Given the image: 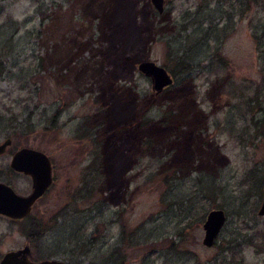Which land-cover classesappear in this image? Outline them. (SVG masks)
I'll return each instance as SVG.
<instances>
[{"label":"rangeland","instance_id":"374dc122","mask_svg":"<svg viewBox=\"0 0 264 264\" xmlns=\"http://www.w3.org/2000/svg\"><path fill=\"white\" fill-rule=\"evenodd\" d=\"M142 60L173 83L155 95ZM8 136L0 181L31 191L9 165L21 147L53 181L25 218L0 215V257L264 264V0H0ZM213 208L227 220L205 246Z\"/></svg>","mask_w":264,"mask_h":264},{"label":"water","instance_id":"95a60500","mask_svg":"<svg viewBox=\"0 0 264 264\" xmlns=\"http://www.w3.org/2000/svg\"><path fill=\"white\" fill-rule=\"evenodd\" d=\"M150 2L159 14L163 12L165 0H150ZM137 68L150 79L155 95L160 94L174 81L170 72L154 61L142 60L137 64ZM10 144L9 138L0 143V153H3ZM9 165L13 170L30 176L31 191L27 195H20L9 184L0 181V215L21 219L30 213L32 205L52 182L50 159L41 150L21 147L13 152ZM258 213L264 215V198ZM225 218V213L220 208H213L207 212L202 223L204 230L202 243L205 246H211L215 242ZM30 253V246L26 243L22 247L2 254L0 264H67L66 261L55 258L32 260Z\"/></svg>","mask_w":264,"mask_h":264},{"label":"flooded vegetation","instance_id":"af4514ba","mask_svg":"<svg viewBox=\"0 0 264 264\" xmlns=\"http://www.w3.org/2000/svg\"><path fill=\"white\" fill-rule=\"evenodd\" d=\"M8 138L11 140V137H9V136L6 137L4 140H6V139H8ZM4 140H3V141H4ZM3 141H1L0 143H2ZM11 143H12V140H11ZM10 145H11V144H10ZM10 145H8V146H10ZM8 146H7V147H8ZM7 147H6V149H7ZM6 149H5V151H6ZM5 151H4V152H5ZM50 164H51V160H50ZM16 172H17V171H16ZM20 173H21V172H20ZM51 173H52V164H51ZM25 175H26V174H25ZM29 177H30V176H29ZM30 179H31V178H30ZM52 181H53V174H52ZM51 183H52V182H51ZM50 185H51V184H50ZM50 185H49V186H50ZM263 187H264V184H263ZM263 187H262V189H263V197H262V201H263V198H264V188H263ZM47 189H48V188H47ZM47 189H46V190H47ZM45 192H46V191H45ZM45 192H44V193H45ZM39 198H40V197H39ZM262 201H261V203H260L258 209L260 208V206H261V204H262ZM220 209H222V208H220ZM258 209H257V211H256L257 214H258L259 216H264V215H261V214L258 213ZM222 210H223V209H222ZM223 211H224V210H223ZM224 213H225V211H224ZM225 217H226V218H225V222H224V224H223V226H222L220 232L222 231V229H223V227H224V225H225V223H226V220H227L226 213H225ZM23 218H25V217H23ZM23 218H21V219H23ZM13 220H17V219H13ZM220 232H219V234H220ZM219 234H218V236H219ZM218 236H217V237H218ZM216 239H217V238H216ZM216 239H215V241H216ZM214 243H215V242H214ZM214 243H213V244H214ZM213 244H212V245H213ZM212 245H211V246H212Z\"/></svg>","mask_w":264,"mask_h":264},{"label":"trees","instance_id":"16d2710c","mask_svg":"<svg viewBox=\"0 0 264 264\" xmlns=\"http://www.w3.org/2000/svg\"><path fill=\"white\" fill-rule=\"evenodd\" d=\"M184 64H182V68H181V70H188L189 69V67H191V65L188 63V62H183ZM181 70H180V72H181ZM174 74V73H173ZM143 110L145 111V109L143 108ZM143 112V111H142ZM262 120V119H261ZM147 124V123H146ZM147 137V136H146ZM150 136H148V138H144L145 139V145H146V147L148 146V144L150 143V141H151V139L149 138Z\"/></svg>","mask_w":264,"mask_h":264}]
</instances>
